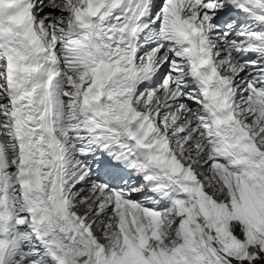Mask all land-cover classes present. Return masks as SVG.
I'll return each instance as SVG.
<instances>
[{"label": "snow or ice", "instance_id": "6c2138e0", "mask_svg": "<svg viewBox=\"0 0 264 264\" xmlns=\"http://www.w3.org/2000/svg\"><path fill=\"white\" fill-rule=\"evenodd\" d=\"M0 264H264V0H0Z\"/></svg>", "mask_w": 264, "mask_h": 264}]
</instances>
